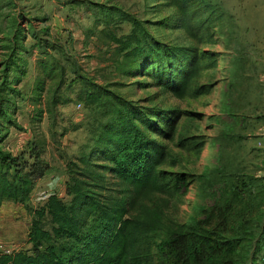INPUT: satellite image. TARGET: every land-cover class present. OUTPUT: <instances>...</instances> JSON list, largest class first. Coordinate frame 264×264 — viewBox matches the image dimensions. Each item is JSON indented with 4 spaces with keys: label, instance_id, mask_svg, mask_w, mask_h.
Here are the masks:
<instances>
[{
    "label": "rangeland",
    "instance_id": "obj_1",
    "mask_svg": "<svg viewBox=\"0 0 264 264\" xmlns=\"http://www.w3.org/2000/svg\"><path fill=\"white\" fill-rule=\"evenodd\" d=\"M103 21L132 49L138 37L144 56L127 58L101 37ZM158 53L174 78L196 53L193 90L205 92L177 99L148 72ZM89 93L107 106L87 104ZM115 97L164 112L157 127L182 115L173 141L151 133L169 149L160 171L172 188L140 210L155 217L148 264H168L161 245L171 238L179 264H264V0H0V147H42L50 167L27 205L5 208L6 248H30L35 211L65 197L68 165L90 156Z\"/></svg>",
    "mask_w": 264,
    "mask_h": 264
},
{
    "label": "trees",
    "instance_id": "obj_2",
    "mask_svg": "<svg viewBox=\"0 0 264 264\" xmlns=\"http://www.w3.org/2000/svg\"><path fill=\"white\" fill-rule=\"evenodd\" d=\"M103 26L100 36L117 45L127 58L144 56L138 37H133L136 47L132 49V44L119 37L110 22L103 21ZM194 54L180 64L175 78L168 75L174 72L168 55L164 59L160 53L155 55L159 67L152 66L148 72L155 74L177 99H185L194 91V82L202 72L201 59ZM148 60V57L143 58L139 64H133L140 66ZM18 82L12 80L8 90L20 95L13 87ZM194 92L203 94L204 87ZM106 94L110 96L107 91ZM102 100L93 93L87 94L85 99L87 104L100 102L106 107L108 103ZM112 102L109 105L111 118L93 135L90 156L68 165L70 180L65 197L53 194L35 211L28 234L30 248L0 255V264L150 262L149 239L156 227L155 217L142 215L140 210L148 198L169 193L172 188V177L160 171L168 161L169 149L159 139H153L151 133L158 134L161 140L173 141L182 115L174 111L164 127H157L152 120L163 119L164 112L141 110L135 103L116 97ZM11 114L1 113L6 118ZM38 148L34 146L30 151L14 154L0 147V211L5 202L27 205L39 183L48 176L50 167L42 157L44 148ZM99 162L105 165H96ZM161 249L168 264L180 263L172 238L165 240Z\"/></svg>",
    "mask_w": 264,
    "mask_h": 264
},
{
    "label": "crops",
    "instance_id": "obj_3",
    "mask_svg": "<svg viewBox=\"0 0 264 264\" xmlns=\"http://www.w3.org/2000/svg\"><path fill=\"white\" fill-rule=\"evenodd\" d=\"M12 205V206H16V208H19V206H22V204H15V203H11V202H5L4 204H3V206H2V208H1V211H0V223H1V221H2V217H3V215L5 214V208L7 207V206H9V205ZM24 214H27V212H26V210H23V211H21V215L23 216ZM14 216H17V212H12L11 214H10V218H13ZM29 234V233H28ZM2 237L3 236H0V239H2ZM28 240V239H27ZM0 246H5V242H3L2 240H0ZM4 248H6V246L4 247ZM11 248H14V247H11ZM7 249V248H6ZM15 252H18V251H15ZM14 252V253H15Z\"/></svg>",
    "mask_w": 264,
    "mask_h": 264
},
{
    "label": "built area",
    "instance_id": "obj_4",
    "mask_svg": "<svg viewBox=\"0 0 264 264\" xmlns=\"http://www.w3.org/2000/svg\"><path fill=\"white\" fill-rule=\"evenodd\" d=\"M15 251L13 249H6L2 246H0V255H11L13 254Z\"/></svg>",
    "mask_w": 264,
    "mask_h": 264
}]
</instances>
